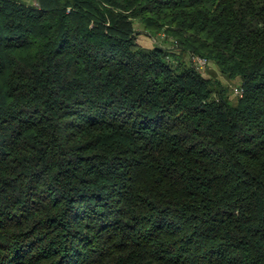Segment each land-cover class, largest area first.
<instances>
[{
	"label": "trees",
	"instance_id": "obj_1",
	"mask_svg": "<svg viewBox=\"0 0 264 264\" xmlns=\"http://www.w3.org/2000/svg\"><path fill=\"white\" fill-rule=\"evenodd\" d=\"M0 264H264V0H0Z\"/></svg>",
	"mask_w": 264,
	"mask_h": 264
},
{
	"label": "rangeland",
	"instance_id": "obj_2",
	"mask_svg": "<svg viewBox=\"0 0 264 264\" xmlns=\"http://www.w3.org/2000/svg\"><path fill=\"white\" fill-rule=\"evenodd\" d=\"M21 1L28 3V4L35 3V0H21ZM137 28L138 29H137V34H136V41L139 45L144 46V47H153L159 44L164 47L171 46L170 44L167 43V41H164L163 38L165 35L162 34L164 32H160L158 34L155 33L156 35H152L151 33H148L145 30H143L140 26H138ZM214 68H215L214 65L209 64L205 67V69L202 70V72L207 75L213 76V77L219 76L225 82L226 80L224 79L223 76L219 74L215 75ZM235 83L237 84L238 82H235ZM224 84L228 87L227 94L233 95V88L236 87L239 83L235 85L234 82H229V86L226 82ZM232 98H234V96Z\"/></svg>",
	"mask_w": 264,
	"mask_h": 264
},
{
	"label": "built area",
	"instance_id": "obj_3",
	"mask_svg": "<svg viewBox=\"0 0 264 264\" xmlns=\"http://www.w3.org/2000/svg\"><path fill=\"white\" fill-rule=\"evenodd\" d=\"M193 64L198 70H203L208 65V60L206 58L200 57V56H192L191 58ZM235 94H241L242 89L239 86H236L233 88Z\"/></svg>",
	"mask_w": 264,
	"mask_h": 264
}]
</instances>
